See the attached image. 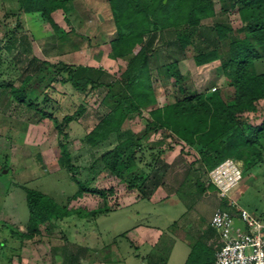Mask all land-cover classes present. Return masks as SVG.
Wrapping results in <instances>:
<instances>
[{"label":"rangeland","instance_id":"obj_1","mask_svg":"<svg viewBox=\"0 0 264 264\" xmlns=\"http://www.w3.org/2000/svg\"><path fill=\"white\" fill-rule=\"evenodd\" d=\"M66 6V12L56 10L52 13L55 23L68 33L63 36L60 32H54L49 24L43 23L38 13L18 14L20 26L16 28V0H0V81L17 86L27 75H33L25 88L27 97H34L39 103L43 95H48L52 99L49 107L59 118L64 114L76 113L80 105L84 107L81 114L64 126V133H67L64 138L50 119L41 118L37 110L15 100L9 88H0V220L7 223L4 227L0 224V229L3 228L0 238L9 239V245L0 250V264H7L14 252L10 248L12 230L21 231L19 224L25 230L27 224L29 210L24 188L39 190L61 206H67L68 196L77 189L73 177L87 182L89 187L105 191L106 197L103 198L98 193L85 190L68 205L85 211L106 203L111 209L107 214L95 219L78 218L75 215L51 218V224L41 225L44 242L39 244L40 251L49 253L53 247H59L67 252L83 253L88 260L96 256L108 260L105 255L112 250L109 244L114 241L120 253L127 252L129 255V252H134L135 234L127 230L130 226H135L134 230H138L136 225L164 229L173 221H190L193 217L194 221H206L200 215L196 219L197 216L193 214L197 213L198 203L202 200L204 204V195L214 198L216 194L220 197L215 186L202 189L207 186L208 180L195 150L180 144L175 135H166V129L158 128L150 131L148 138L144 139L146 147L136 156L138 164L148 172L140 188V194L142 192L146 200L121 207L128 199L124 195H134L133 199L141 195L127 192L125 185L119 183L116 177L101 170L100 164H92L100 154L112 148L117 139L111 136L104 144L89 148L82 142V137L108 111L110 105L103 103L108 93L106 83L114 84L113 93L120 90L117 77L132 54L115 58L111 53L109 41L115 32L106 0H75ZM215 9L218 11L216 16L203 19L197 26L193 44L186 50V55L179 47L173 28L144 35L148 43L150 76L156 100L142 107L141 113L136 112L128 121L132 132L138 133L144 128L151 109L183 96L179 91V83H175L167 74V63L177 62L182 76L180 85L188 93L215 89L226 101L232 98L233 90L220 70L219 61L196 65L192 57L193 53L217 44L223 47L238 34L235 30L241 27V22L237 9L229 8L227 12L220 13L218 3H215ZM217 20L226 22L232 28L226 39H217L212 28ZM72 64L102 67L104 72L99 79L102 84L95 87L88 85L81 92L74 90L70 83H61L62 74L57 69ZM257 68L264 70V59L258 62ZM256 109V113L244 114L243 118L250 123H259L264 115V100L256 103ZM60 141L68 142L71 161L77 167L76 170L70 171L59 166L57 156ZM161 149L163 154L160 155ZM196 180L202 186L197 185ZM110 188L114 189L111 193L108 192ZM156 188H162L164 192L156 193ZM165 190L166 197L152 201L164 196ZM229 197L239 207L264 221V158L245 171L241 182L230 191ZM206 201H210V198H206ZM216 206L214 198L213 202L200 209H203L204 216H209ZM15 238L14 244L19 248L21 240ZM137 246V253L145 256V246L139 242ZM184 248L178 242L171 253L163 252L161 258L154 259V262H183V257L178 258V252L182 256ZM127 263L151 264V258L131 260L129 257Z\"/></svg>","mask_w":264,"mask_h":264},{"label":"trees","instance_id":"obj_2","mask_svg":"<svg viewBox=\"0 0 264 264\" xmlns=\"http://www.w3.org/2000/svg\"><path fill=\"white\" fill-rule=\"evenodd\" d=\"M75 0H16V28H19L18 14L38 13L43 23L49 24L54 32H65L55 23L52 13L56 10H67V3ZM113 19L115 35L110 39L111 53L115 58L129 57L125 68L117 77L121 87L113 93V83H106L108 93L103 99L109 104L106 113L100 116L95 125L82 137L86 147L95 148L104 144L111 136L117 143L99 155L93 165L100 164L102 171L113 175L118 182L125 185L127 192L138 193L139 198L146 199L140 188L145 183L148 172L138 164L137 154L146 147L144 139L150 131L164 128L166 135H175L180 144L195 150L205 173L225 158H234L241 162L242 178L247 169L257 165L264 158V115L259 123L247 122L243 116L256 113V103L264 100V70H258V62L264 59V0H106ZM215 3L220 4V13L229 8H236L241 27L235 31L237 36L225 46L215 45L207 50L193 53L196 65L214 60L219 61L220 70L232 88V98L226 101L216 91L191 94L180 85L182 76L173 61L165 64L167 74L179 83L181 98L171 103L157 106L149 111L144 128L134 133L128 127V121L141 113V108L153 104L156 100L154 86L150 76L148 43L144 35L165 28H173L180 49L186 50L193 44L196 28L205 18L216 16ZM65 22L68 20L64 17ZM218 40L226 39L232 28L223 21H215L212 25ZM2 61L0 60V63ZM47 64L46 61H42ZM62 74L61 83H70L76 91L84 92L90 85H101L99 81L103 68H92L83 65H63L57 69ZM63 73H66L64 76ZM33 75H27L19 85L0 81V88H9L11 96L21 103L38 111L41 118L50 119L59 134L67 137L64 126L83 112L80 105L73 114H64L60 118L53 108L52 100L43 95L36 101L27 97L25 88ZM255 116V115H254ZM246 118V117H245ZM246 124V125H245ZM67 141L58 143L57 162L61 168L76 170L71 161ZM148 150V149H147ZM163 154V150L159 152ZM76 191L68 196L67 206L55 203L48 195L36 189H25L26 203L29 210L26 231L12 230L13 237L21 243L24 239L39 236L40 226L51 224V218H64L75 215L78 218H92L107 214L111 209L104 203L93 209L73 208L68 204L72 199L82 195L85 190L98 193L103 198L105 191L89 187L73 177ZM196 184L202 186L198 180ZM208 183L202 189H212ZM113 188L108 190L113 192ZM230 205L229 198H223L220 207ZM1 221L4 227L7 223ZM43 240V239H42ZM7 264H10V260ZM184 264H213L211 250L202 243H196L190 249Z\"/></svg>","mask_w":264,"mask_h":264},{"label":"crops","instance_id":"obj_3","mask_svg":"<svg viewBox=\"0 0 264 264\" xmlns=\"http://www.w3.org/2000/svg\"><path fill=\"white\" fill-rule=\"evenodd\" d=\"M216 191V190H215ZM156 193L161 194L160 192H164V189L162 188H156L155 190ZM213 191L210 193L212 194ZM217 192V191H216ZM167 193L165 190V195L160 196L157 199H152V201L160 200L166 197ZM128 199L126 200L125 203L121 207H127L129 205H132L134 203H138L139 201L143 200L141 198H136L133 199L132 196L134 195H124ZM130 198V199H129ZM203 203L202 200L199 202L197 200L196 202L198 203V209L197 213H193L196 217L200 215L202 219H206V221H194L195 219L191 218L190 221H173L172 224H167V226L164 229H161L159 226H151L148 225L146 228L144 226H137L138 230H134L133 228L135 226H130L127 228L128 231H131V233L135 234L134 236V245L136 250L132 253L129 252V255L126 253V257L124 254L120 253L119 247L116 246V242H111L109 244L112 250H110V253L108 255H105V258L107 256L108 260L106 259H99L98 256L89 258L88 260L83 253H73L71 251L67 252L60 249L59 247H53L52 252L49 253H44L43 251L39 250V244H42L44 241V235L42 233V229L40 226L41 234L38 236H34L32 238L24 239L22 241V247L19 245V248L14 244V241L16 240L15 237L12 235L10 237V248L14 249V252L11 253V256L9 258L10 264H128L127 260L129 257H131V260L140 259L143 257L144 258H151V264H158L154 262V259H157L158 257L161 258V255L163 252L171 253L175 244L178 242L182 243V245L185 246V251L183 255L181 256L180 251L178 252V258H182L183 262H179L180 264H184L185 260L187 259L190 249L192 246L196 243H202L206 247H208L211 250V256L212 260L214 261L215 258V253L217 249L221 245V240L219 237L218 232L210 226L209 219L214 212V210L217 207H220L222 204V199L223 198H218L217 195L215 194V200L217 202V206L215 209L211 212L209 216H204L203 209L202 208L205 204H209L210 202H213L214 198L211 196L204 195L203 197ZM206 198H210V201H206ZM146 200V199H145ZM201 203V204H200ZM193 220V221H192ZM20 225V229L22 232L26 231V226L25 230L24 227L21 228L22 224ZM235 226L242 227V224L240 221L236 220L235 221ZM170 227V228H169ZM169 228V229H168ZM3 230V228L0 229V232ZM126 230V229H125ZM127 231V232H128ZM139 233V234H138ZM138 234V235H137ZM141 234V235H140ZM138 236V237H136ZM15 238V239H14ZM136 240V241H135ZM0 242L2 243V246H0V250L3 249L4 247L9 245V239L7 238H0ZM37 243L36 245H33L34 243ZM137 242H139L140 245L145 246V256H143V253L139 254L137 253L138 247ZM0 243V244H1ZM115 243V244H114ZM162 246H161V245ZM161 246V247H160ZM3 247V248H2ZM19 254H17V252ZM108 251V250H106ZM127 255L129 256L127 258ZM167 258L170 257V254L166 256ZM167 258L165 262L167 261ZM178 263V264H179Z\"/></svg>","mask_w":264,"mask_h":264},{"label":"built area","instance_id":"obj_4","mask_svg":"<svg viewBox=\"0 0 264 264\" xmlns=\"http://www.w3.org/2000/svg\"><path fill=\"white\" fill-rule=\"evenodd\" d=\"M208 183L220 198H230V191L242 180L241 162L225 158L206 172ZM239 220L242 227L235 226ZM219 234L221 245L213 264H264V221L230 199L227 207H217L209 219Z\"/></svg>","mask_w":264,"mask_h":264},{"label":"water","instance_id":"obj_5","mask_svg":"<svg viewBox=\"0 0 264 264\" xmlns=\"http://www.w3.org/2000/svg\"><path fill=\"white\" fill-rule=\"evenodd\" d=\"M99 16H100V14H99Z\"/></svg>","mask_w":264,"mask_h":264}]
</instances>
